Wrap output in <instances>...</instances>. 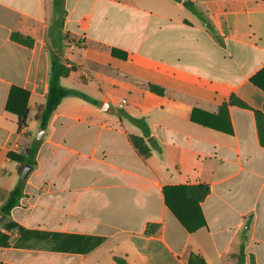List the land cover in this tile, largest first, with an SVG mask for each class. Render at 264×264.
Wrapping results in <instances>:
<instances>
[{
  "label": "crops",
  "instance_id": "1",
  "mask_svg": "<svg viewBox=\"0 0 264 264\" xmlns=\"http://www.w3.org/2000/svg\"><path fill=\"white\" fill-rule=\"evenodd\" d=\"M184 1H64L62 58L77 71L61 85L109 108L62 100L24 197L0 215V264H237L242 246L245 264H264L255 116L264 114V0H189L204 20ZM53 18L54 0H0V212L21 180L8 154H23L41 131ZM12 90L14 103L28 94L21 130L7 111ZM119 110L146 119L148 157L130 141L142 132ZM201 185L210 191L196 203L186 188ZM167 201L197 228L188 231Z\"/></svg>",
  "mask_w": 264,
  "mask_h": 264
},
{
  "label": "trees",
  "instance_id": "2",
  "mask_svg": "<svg viewBox=\"0 0 264 264\" xmlns=\"http://www.w3.org/2000/svg\"><path fill=\"white\" fill-rule=\"evenodd\" d=\"M64 1L65 0H54V18L50 27V38L52 42V49H51V70H50V78H49V86H48V93L46 97V102L44 107L40 110L38 115V120L40 121V128L41 130L45 131L48 127V124L61 104L62 100L67 97H79L86 102H89L94 105H102L105 109H108V105L101 104L97 100L89 97L88 95L74 89L65 88L61 85V80L63 78L69 77L72 73L77 71V66L74 64H69L62 58V48L63 43L68 39V36L64 34V21L67 15V12L64 8ZM176 2H181L182 0H174ZM186 8H188L194 15L199 17L200 19L204 20L203 14L199 12L197 7L191 1H187ZM12 41L27 46L32 47L34 42L31 38L26 37L19 33H13L11 35ZM112 56L118 59H126L127 54L117 50L112 49ZM149 89L155 93L156 95L163 96L165 94V90L160 88L156 85H149ZM15 90V89H14ZM27 99L28 94L24 91H21V99L17 103H14L13 100V90L10 94L8 104H7V111L13 113L18 116V129L21 130L26 126V119L28 116L27 110ZM232 104H238L242 107L246 105L235 98L231 99ZM223 112L227 111V105H224L222 108ZM118 115L120 118L127 119L130 123L140 129L142 132V137H131L130 141L133 144L134 148L136 149L137 153L146 158L149 156L151 148L146 145V140L151 138V132L148 126V123L145 118H134L128 115L125 111L119 110ZM256 123L258 128L259 140L261 145L264 147V114L261 112L256 111ZM41 140L38 141L34 139L29 147H27L23 154H15L10 153L8 154V158L12 161L19 163L20 169L22 171L23 167L28 164L35 168L37 166L36 156L38 150L41 145ZM150 145L152 148L157 149L156 142L151 140ZM26 185V180H20L16 187L10 192L5 204L2 206V212L6 215H10L11 211L19 206L20 200L24 197V189ZM209 187L205 185L195 186V187H187L186 193L190 199L194 200L196 203L202 201L208 194H209ZM167 205L170 210L174 213L178 221L190 232L194 231L197 226H192L185 220L184 216L179 209L177 210L172 205L169 204L167 201ZM152 226H149L148 229H151ZM232 259L236 260L237 264H245V254H244V246L238 255L232 256ZM115 261L117 264H129L125 258L115 257Z\"/></svg>",
  "mask_w": 264,
  "mask_h": 264
},
{
  "label": "water",
  "instance_id": "3",
  "mask_svg": "<svg viewBox=\"0 0 264 264\" xmlns=\"http://www.w3.org/2000/svg\"><path fill=\"white\" fill-rule=\"evenodd\" d=\"M183 3H184V5L187 4L186 1H184ZM43 135H44V131L41 130L39 132L38 136H37V140H41ZM32 170H33V167L28 165V164H26L24 166L22 172H21L20 179L23 180V181L26 180L28 178L29 174L32 172ZM0 215L5 216L3 212H0Z\"/></svg>",
  "mask_w": 264,
  "mask_h": 264
}]
</instances>
